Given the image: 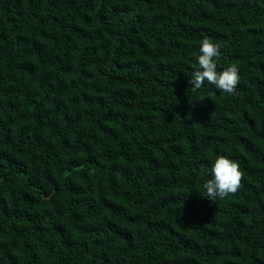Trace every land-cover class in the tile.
I'll use <instances>...</instances> for the list:
<instances>
[{"label": "trees", "instance_id": "trees-1", "mask_svg": "<svg viewBox=\"0 0 264 264\" xmlns=\"http://www.w3.org/2000/svg\"><path fill=\"white\" fill-rule=\"evenodd\" d=\"M0 264H264V0H0Z\"/></svg>", "mask_w": 264, "mask_h": 264}, {"label": "clouds", "instance_id": "clouds-1", "mask_svg": "<svg viewBox=\"0 0 264 264\" xmlns=\"http://www.w3.org/2000/svg\"><path fill=\"white\" fill-rule=\"evenodd\" d=\"M198 65L189 79L191 90H199L207 81L218 90L226 94H235L240 82L239 69L236 65H230L223 71H217V63L214 58L220 55L219 45L205 37L199 48ZM211 179L206 180L203 187L206 197L210 200L226 199L235 194L241 187L243 173L237 162L224 155L215 158L210 169Z\"/></svg>", "mask_w": 264, "mask_h": 264}]
</instances>
